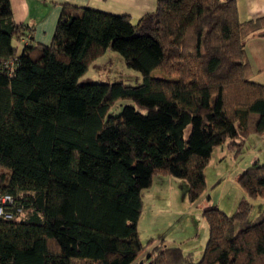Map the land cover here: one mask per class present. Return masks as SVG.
Listing matches in <instances>:
<instances>
[{
    "label": "trees",
    "instance_id": "trees-1",
    "mask_svg": "<svg viewBox=\"0 0 264 264\" xmlns=\"http://www.w3.org/2000/svg\"><path fill=\"white\" fill-rule=\"evenodd\" d=\"M61 9L40 45L0 0V264H133L153 178L185 180L193 202L214 148L264 133V85L250 79L244 47L264 16L241 21L236 0H157L136 22ZM108 50L142 81L83 82ZM119 100L131 104L110 113ZM237 181L264 197V162ZM251 209L244 198L231 216L205 207L202 257L164 248L148 264H264V207L250 221Z\"/></svg>",
    "mask_w": 264,
    "mask_h": 264
},
{
    "label": "rangeland",
    "instance_id": "rangeland-1",
    "mask_svg": "<svg viewBox=\"0 0 264 264\" xmlns=\"http://www.w3.org/2000/svg\"><path fill=\"white\" fill-rule=\"evenodd\" d=\"M124 62L116 52L106 51L91 64L82 78L83 82L121 81L137 85L141 73ZM152 76L163 77L160 70ZM131 104L119 100L111 109L118 114L121 107ZM240 146L228 147L227 142L214 148L204 168L205 185L201 195L190 202L185 180L170 175H158L142 191V212L137 223L139 240L145 250L133 264H148L164 248H179L185 257L198 261L208 239V224L203 210L215 207L231 216L244 198L252 205L248 220H255L264 207V197L249 198L238 183V177L252 163L264 162V133L251 132Z\"/></svg>",
    "mask_w": 264,
    "mask_h": 264
},
{
    "label": "crops",
    "instance_id": "crops-1",
    "mask_svg": "<svg viewBox=\"0 0 264 264\" xmlns=\"http://www.w3.org/2000/svg\"><path fill=\"white\" fill-rule=\"evenodd\" d=\"M157 0H10L14 20L28 25L31 43L48 45L52 41L62 4L89 7L114 15H126L136 22L155 10ZM239 19L245 21L264 16V0H236ZM22 40L20 44L28 42ZM245 53L251 80L264 85V29L245 41Z\"/></svg>",
    "mask_w": 264,
    "mask_h": 264
},
{
    "label": "built area",
    "instance_id": "built-area-1",
    "mask_svg": "<svg viewBox=\"0 0 264 264\" xmlns=\"http://www.w3.org/2000/svg\"><path fill=\"white\" fill-rule=\"evenodd\" d=\"M2 202L3 203H10L11 202V198L9 197V196H4L3 198H2ZM2 211H1V209H0V213H1Z\"/></svg>",
    "mask_w": 264,
    "mask_h": 264
}]
</instances>
